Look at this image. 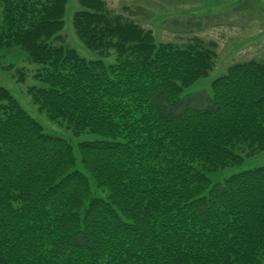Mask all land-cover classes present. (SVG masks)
I'll list each match as a JSON object with an SVG mask.
<instances>
[{"label": "trees", "instance_id": "obj_1", "mask_svg": "<svg viewBox=\"0 0 264 264\" xmlns=\"http://www.w3.org/2000/svg\"><path fill=\"white\" fill-rule=\"evenodd\" d=\"M76 1L73 30L100 57L63 38L69 0H0V55L37 65L32 103L97 136L45 130L0 85V264H264V165L207 175L264 150V61L185 93L214 42L157 40L106 0Z\"/></svg>", "mask_w": 264, "mask_h": 264}, {"label": "rangeland", "instance_id": "obj_2", "mask_svg": "<svg viewBox=\"0 0 264 264\" xmlns=\"http://www.w3.org/2000/svg\"><path fill=\"white\" fill-rule=\"evenodd\" d=\"M108 8L133 19L150 29L157 40L184 42L200 38L208 46L214 42L213 68L204 78L198 79L185 90V93L208 91L210 82L222 75L230 64L257 59L264 61V0H106ZM80 6L76 0H69L64 16L62 36L78 54L94 59L100 55L87 48L75 34L71 16ZM106 64L115 63L113 50L101 56ZM5 67V68H4ZM37 65L29 62L21 49H4L0 55V85L7 88L21 106L45 130L60 134L72 143L96 138L94 134L72 133L63 125L50 120L44 112H39L27 93L28 85L35 83L33 78ZM24 73L22 82L16 81L17 70ZM201 93V92H199ZM264 165V150L248 155L243 153L239 164L220 168L207 175L211 182L223 181L233 173Z\"/></svg>", "mask_w": 264, "mask_h": 264}]
</instances>
